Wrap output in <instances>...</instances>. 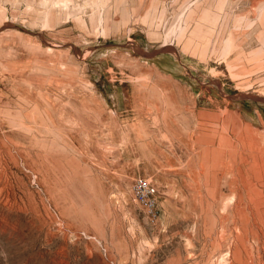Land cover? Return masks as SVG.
Listing matches in <instances>:
<instances>
[{"label":"rangeland","instance_id":"374dc122","mask_svg":"<svg viewBox=\"0 0 264 264\" xmlns=\"http://www.w3.org/2000/svg\"><path fill=\"white\" fill-rule=\"evenodd\" d=\"M0 264H264V0H0Z\"/></svg>","mask_w":264,"mask_h":264},{"label":"built area","instance_id":"2783aa9c","mask_svg":"<svg viewBox=\"0 0 264 264\" xmlns=\"http://www.w3.org/2000/svg\"><path fill=\"white\" fill-rule=\"evenodd\" d=\"M132 191L139 204L152 212L155 208L156 189L143 178H138L132 185Z\"/></svg>","mask_w":264,"mask_h":264},{"label":"water","instance_id":"95a60500","mask_svg":"<svg viewBox=\"0 0 264 264\" xmlns=\"http://www.w3.org/2000/svg\"><path fill=\"white\" fill-rule=\"evenodd\" d=\"M159 52H160V51L157 50V51L153 52V53L151 54V56H154L155 54H157V53H159Z\"/></svg>","mask_w":264,"mask_h":264}]
</instances>
